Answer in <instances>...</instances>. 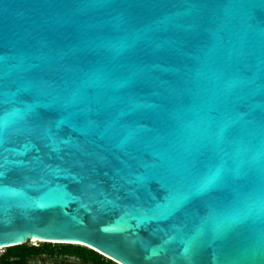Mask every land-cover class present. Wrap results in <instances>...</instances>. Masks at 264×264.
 Returning <instances> with one entry per match:
<instances>
[{
    "label": "water",
    "instance_id": "1",
    "mask_svg": "<svg viewBox=\"0 0 264 264\" xmlns=\"http://www.w3.org/2000/svg\"><path fill=\"white\" fill-rule=\"evenodd\" d=\"M264 264V0H0V249Z\"/></svg>",
    "mask_w": 264,
    "mask_h": 264
},
{
    "label": "flooded vegetation",
    "instance_id": "2",
    "mask_svg": "<svg viewBox=\"0 0 264 264\" xmlns=\"http://www.w3.org/2000/svg\"><path fill=\"white\" fill-rule=\"evenodd\" d=\"M25 244V249L13 248L18 245L2 248L0 264H121L81 244L42 241Z\"/></svg>",
    "mask_w": 264,
    "mask_h": 264
},
{
    "label": "trees",
    "instance_id": "3",
    "mask_svg": "<svg viewBox=\"0 0 264 264\" xmlns=\"http://www.w3.org/2000/svg\"><path fill=\"white\" fill-rule=\"evenodd\" d=\"M73 246V247H72ZM76 246V245H75ZM27 247V245L26 244H23V245H18V246H15V247H13V248H26ZM69 247H71V248H74V245H69Z\"/></svg>",
    "mask_w": 264,
    "mask_h": 264
},
{
    "label": "rangeland",
    "instance_id": "4",
    "mask_svg": "<svg viewBox=\"0 0 264 264\" xmlns=\"http://www.w3.org/2000/svg\"><path fill=\"white\" fill-rule=\"evenodd\" d=\"M36 243V241H30V244H35ZM3 251V249L1 248L0 249V253Z\"/></svg>",
    "mask_w": 264,
    "mask_h": 264
},
{
    "label": "bare ground",
    "instance_id": "5",
    "mask_svg": "<svg viewBox=\"0 0 264 264\" xmlns=\"http://www.w3.org/2000/svg\"><path fill=\"white\" fill-rule=\"evenodd\" d=\"M32 241H41V240H38V239H33Z\"/></svg>",
    "mask_w": 264,
    "mask_h": 264
},
{
    "label": "built area",
    "instance_id": "6",
    "mask_svg": "<svg viewBox=\"0 0 264 264\" xmlns=\"http://www.w3.org/2000/svg\"><path fill=\"white\" fill-rule=\"evenodd\" d=\"M37 242V241H36Z\"/></svg>",
    "mask_w": 264,
    "mask_h": 264
}]
</instances>
